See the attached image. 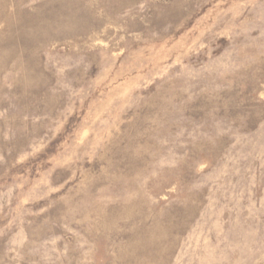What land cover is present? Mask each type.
Returning a JSON list of instances; mask_svg holds the SVG:
<instances>
[{
	"label": "rangeland",
	"instance_id": "obj_1",
	"mask_svg": "<svg viewBox=\"0 0 264 264\" xmlns=\"http://www.w3.org/2000/svg\"><path fill=\"white\" fill-rule=\"evenodd\" d=\"M0 264H264V0H0Z\"/></svg>",
	"mask_w": 264,
	"mask_h": 264
}]
</instances>
